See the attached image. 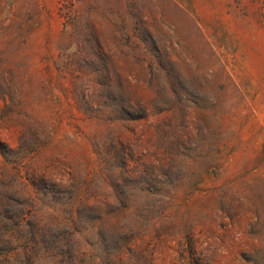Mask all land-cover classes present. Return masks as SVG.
I'll return each instance as SVG.
<instances>
[{"label": "rangeland", "instance_id": "1", "mask_svg": "<svg viewBox=\"0 0 264 264\" xmlns=\"http://www.w3.org/2000/svg\"><path fill=\"white\" fill-rule=\"evenodd\" d=\"M0 264H264V0H0Z\"/></svg>", "mask_w": 264, "mask_h": 264}, {"label": "trees", "instance_id": "2", "mask_svg": "<svg viewBox=\"0 0 264 264\" xmlns=\"http://www.w3.org/2000/svg\"><path fill=\"white\" fill-rule=\"evenodd\" d=\"M70 1H72V0H70ZM66 12H67V10H66ZM19 225V224H18Z\"/></svg>", "mask_w": 264, "mask_h": 264}]
</instances>
